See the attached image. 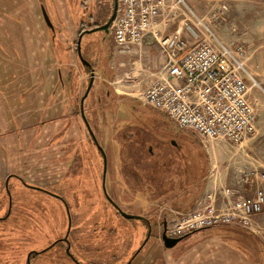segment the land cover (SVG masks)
Masks as SVG:
<instances>
[{
  "label": "rangeland",
  "instance_id": "374dc122",
  "mask_svg": "<svg viewBox=\"0 0 264 264\" xmlns=\"http://www.w3.org/2000/svg\"><path fill=\"white\" fill-rule=\"evenodd\" d=\"M185 3L168 0L165 33L181 27L194 42L189 24L211 31L216 44L245 49L242 73L256 131L242 140L239 155L232 152L241 142L202 141L141 100L164 60L155 40L149 50L123 53L111 32L94 30L82 34L78 50L80 31L105 23L114 0H0V264H234L220 260L229 249L249 259L250 245L264 252V210L260 237L213 226L165 248L156 224L162 213H156L167 184L153 183L157 165L135 166L127 162L134 150L122 153L126 128L156 132L158 124L180 145L183 182L193 171L217 176L224 168V176H256L264 169V0ZM91 69L95 79L82 104ZM104 81L123 100L107 113L93 105L89 110ZM225 146H231L229 156ZM233 162L235 172L228 167ZM163 171L168 179L170 171ZM179 192L176 185L171 193ZM187 202L168 203L166 224L195 206ZM62 237H69L66 250Z\"/></svg>",
  "mask_w": 264,
  "mask_h": 264
},
{
  "label": "built area",
  "instance_id": "2783aa9c",
  "mask_svg": "<svg viewBox=\"0 0 264 264\" xmlns=\"http://www.w3.org/2000/svg\"><path fill=\"white\" fill-rule=\"evenodd\" d=\"M167 7L168 0H118L111 25L113 43L120 52H137L149 35L159 45L164 62L141 100L202 141L242 142L254 133L256 122L250 86L242 73L244 47L216 44L211 31L205 34L189 24L186 28L194 42L185 38L181 27L165 33L159 23ZM161 23L167 25V21ZM256 176L262 187L252 196L230 198L235 191L225 188L227 199L221 204L209 196L204 203L176 212L166 226L167 235L176 238L213 226L252 230L255 217L264 210V169ZM249 177L242 176L241 181L248 183Z\"/></svg>",
  "mask_w": 264,
  "mask_h": 264
},
{
  "label": "flooded vegetation",
  "instance_id": "af4514ba",
  "mask_svg": "<svg viewBox=\"0 0 264 264\" xmlns=\"http://www.w3.org/2000/svg\"><path fill=\"white\" fill-rule=\"evenodd\" d=\"M101 25L102 24H100V23H94L91 26L84 27L80 31V33L84 32L86 30H91V29L96 28V27L101 26ZM89 73H90L89 81H91V78L93 75H94V79H95L94 70L93 69L89 70ZM105 83L106 82L104 81L103 87H101V89H99L97 92H95L94 101H93V104H89V110H92V105H93V106H96L98 108V110H100V112H104V113L106 112L107 113V112L111 111V109L115 103L123 100V99H118L116 97V94L114 91H111L108 88L105 89L104 88ZM88 94H89V92H88ZM82 98H83V96H82ZM81 102H82V100H81ZM156 126L158 127L156 132H154L153 130H149V129L126 128L125 132L122 134V137L127 140V143H126V146H124L122 153L124 154L126 152V154H127L126 149H128V153L130 155H132L131 149L134 150L132 158H130V160H127L128 163L132 161V163H134V165L135 164L137 165L139 163H144L146 161H149L152 165L158 166V171H157L156 175H154V177H153L154 178L153 183L155 182L157 184L160 182L163 185L167 184V189L164 187L165 192L161 196V197H164L168 193H171L174 190V187H176V185H178L179 188L181 186V183L179 180L180 179L179 178L180 177L179 176V171H180L179 162L181 159V149L179 148L180 145L176 142V140L173 139L171 135H167V131L164 129L165 127L159 126L158 124ZM165 169L166 170L168 169L170 171L167 173V174H170V176H167V177H169L168 179L164 178V176H161L162 174L166 173L163 171ZM193 169H195V166L192 168V170ZM194 172L195 171H193L191 173L193 176H194ZM4 177L8 178L10 176H4ZM141 177H142L141 178L142 181L144 183H146L147 176H141ZM190 178H191V176H188V178L186 179L185 182H187L188 179H190ZM183 184H185V183H183ZM146 189H147V186H145L142 190H146ZM158 198H160V196L157 197L156 199H158ZM171 211H174V210H171ZM158 212H159V214L162 213V214H160L161 216H159V218L156 220L157 227L160 228V229H158L159 230L158 233H159V236H161L162 231L164 230V223L168 222V218L166 217V215H167L166 212H170V210H168V207H161V209L159 208V210L157 211L156 215H158ZM118 213L122 217H126V216H124L125 212H122L121 210H119ZM126 218L129 219L130 216L126 217ZM166 219H167V221H166ZM166 226H167V224H166ZM59 241L64 242V244H65L64 250H66V247L69 246V244H70L69 237H62L61 240H59ZM226 255H227L226 259H221L224 262L230 261L231 258L239 256L236 253H230V254H226ZM251 255H252V258L249 259V257L247 255H245L246 256L245 260H243L242 262L236 263V264H251L250 261H255V262L257 261V264H263L262 262H260L257 259L258 257L256 254L251 253ZM222 256H223V254H222ZM30 261H32V257H30ZM131 263H133V260ZM226 264H228V263H226Z\"/></svg>",
  "mask_w": 264,
  "mask_h": 264
},
{
  "label": "crops",
  "instance_id": "0c3cea01",
  "mask_svg": "<svg viewBox=\"0 0 264 264\" xmlns=\"http://www.w3.org/2000/svg\"><path fill=\"white\" fill-rule=\"evenodd\" d=\"M168 20H169L168 14H164L163 17L160 19L159 27L162 28L164 32H166L167 25H164L161 22L162 21L168 22ZM153 41H154L153 37L149 35L146 37L143 46H146L147 50H149L151 48L149 45H151L153 43ZM163 62H164V60H163ZM63 84H64V82H63ZM137 84H139V83H136L134 85H137ZM141 84H143V80L140 81V85ZM261 85H263L262 88H264V83H262ZM255 131H256V128H255ZM187 146H189L188 148H192L190 145H187ZM223 148H225L227 150L226 155L229 156V154H230L229 150H230L231 146L230 147L225 146ZM233 148L235 149V151L232 152V155H239L240 154L239 151L242 149V142H241V145L238 144L237 147L233 146ZM213 150H214V148H213ZM236 164H237L236 162L228 164V167H231L232 172H235L238 170L237 166H235ZM225 172H226V170L224 168H222L216 172L217 176H211L212 174L211 175L208 174L206 176H199V177L198 176H191V178L188 179L187 182H183V180L180 179V181L185 183V184H183L184 186L181 184V186L179 188L180 194L175 195L172 193H168L166 196L162 197V200L165 201L164 207L168 206V208H170V205L168 203H172V201H174V200L178 204H181L183 201H188L187 203L189 205H193V204L197 205L199 202L204 203V202L208 201L209 196H212V197L214 196L216 199V203L221 204L223 201H225L227 199V196L224 194L225 188L233 189L235 191V194L230 198H235L237 196H252L258 187H262V184L260 183L257 176H251V177H249L248 183H243L241 181L242 176H224L223 174ZM200 185L202 187V191L198 192L200 194L198 197L197 196V194H198L197 188ZM187 186H188V188H187ZM186 188L188 189V192H187V194L186 193L183 194L184 191L186 190ZM260 215L261 214H259L255 217L253 225H252V230H243V229H241V230H243L244 232H247L250 235V237L251 236L252 237L253 236L254 237H260V235L258 234V231L260 232L262 230L261 225L258 222V220H260L259 219ZM235 229H240V228H235ZM254 249H256V250L252 251V253L256 254L258 257L257 259L260 262L264 263V252L262 251V248H260V246L257 245V246H254ZM229 253H231V252H229ZM233 253H236V252H233ZM236 254H238L239 256L231 258V260H230L231 262L232 261L242 262L243 260H245L246 257H244L242 254H240V253H236ZM236 263L237 262H234V264H236Z\"/></svg>",
  "mask_w": 264,
  "mask_h": 264
},
{
  "label": "water",
  "instance_id": "95a60500",
  "mask_svg": "<svg viewBox=\"0 0 264 264\" xmlns=\"http://www.w3.org/2000/svg\"><path fill=\"white\" fill-rule=\"evenodd\" d=\"M117 10H118V0H114V5H113L112 14H111V16L109 17V19H108L104 24H102L101 26H98V27L93 28V29H91V30H86V31H84V32H91V31H94V30H105V31H107V32H111V25H112L113 21H114L115 18H116ZM44 16H45L46 21H47L50 25H52V24H51V21H50V19H49L48 13H47V11H46L45 8H44ZM84 32H82V33L80 34V36H79V40H78V43H77V48H78V50H79V48H80V39L82 38V34H83ZM93 74H94V73H93ZM93 80H94V75L92 76L91 81H90V84H89V86H88V88H87V90H86V92H85V95H84L83 98H82V104H83L84 98L88 95V92H89V90H90L91 87H92ZM82 112H83V110H82ZM229 227H231V226H229ZM232 228H234V227H232ZM235 228H236V227H235ZM240 229H242V228H240ZM243 230H245V229H243ZM160 238H161V241L163 242L164 247L169 249V248L174 247V246H175L178 242H180L184 237H183V236L176 237V238L169 237V236L167 235V233H166V223H164V230L162 231V234H161Z\"/></svg>",
  "mask_w": 264,
  "mask_h": 264
},
{
  "label": "trees",
  "instance_id": "16d2710c",
  "mask_svg": "<svg viewBox=\"0 0 264 264\" xmlns=\"http://www.w3.org/2000/svg\"><path fill=\"white\" fill-rule=\"evenodd\" d=\"M194 165H195V163H194ZM194 165H193V166H194ZM198 177H199V176H198ZM200 186H201V185H200ZM199 190L202 191V188L200 189V187H199L198 190H197V193H198ZM200 191H199V192H200ZM199 195H200V194L198 193L197 196L199 197ZM225 227H229V226H225ZM231 228H232V227H231ZM194 231H196V230H194ZM194 231H192V232H194ZM192 232H189V233L183 235V237H186L187 235H189V234L192 233ZM248 248L250 249V251H254V250L252 249V246H251V245H250ZM255 250H256V249H255ZM228 251L231 252V253L236 252L234 249H229ZM262 251H263V250H262Z\"/></svg>",
  "mask_w": 264,
  "mask_h": 264
}]
</instances>
